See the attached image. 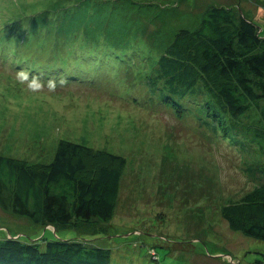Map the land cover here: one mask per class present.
Instances as JSON below:
<instances>
[{
	"label": "rangeland",
	"instance_id": "rangeland-1",
	"mask_svg": "<svg viewBox=\"0 0 264 264\" xmlns=\"http://www.w3.org/2000/svg\"><path fill=\"white\" fill-rule=\"evenodd\" d=\"M56 1L0 0V156L46 163L60 140L124 156L114 215L85 236L111 251L110 264H264V241L231 230L220 214L252 188L243 168L259 160L255 148L225 141L221 126L199 127L143 94L117 91H136L153 58L179 29L198 27L211 5L240 10L263 32L264 0H75L86 19L98 17L92 29L83 25L93 34L69 37L53 34L56 22L72 18ZM107 48L127 53L106 72L96 62ZM83 58L96 65L94 80L63 79ZM241 119L262 125L253 107ZM53 230L0 206V235L40 243L83 237L71 227Z\"/></svg>",
	"mask_w": 264,
	"mask_h": 264
},
{
	"label": "trees",
	"instance_id": "trees-1",
	"mask_svg": "<svg viewBox=\"0 0 264 264\" xmlns=\"http://www.w3.org/2000/svg\"><path fill=\"white\" fill-rule=\"evenodd\" d=\"M74 1L55 2L67 8L72 18L56 22L59 26L53 34H93L85 28L92 29L98 14L86 19L79 9L84 4L79 7ZM77 10L80 15H73ZM84 22L87 27H83ZM125 53L103 49L96 63L98 67L104 64L107 72L113 59L121 60ZM81 56L89 55L83 52ZM152 62L149 73L134 86L139 93L123 85L117 89L118 94H143L179 116H192L199 127L221 126L222 138L233 145L255 148L259 160L246 162L243 168L252 188L237 200L225 203L220 214L231 230L264 241V31L240 10L211 5L202 13L198 27L179 29ZM88 63L87 59H76L71 69L64 71L63 79L92 82L96 65L90 67ZM251 107L259 111L262 125L250 126L241 119ZM125 165L124 156L66 140L57 143L46 163L0 156V206L4 211L25 216L41 227L51 226L55 234L57 227H71L83 236H42L40 243L0 235V264H110L111 251L96 246L94 238L85 236L104 230L105 223L113 217ZM149 254L158 259L153 249Z\"/></svg>",
	"mask_w": 264,
	"mask_h": 264
}]
</instances>
